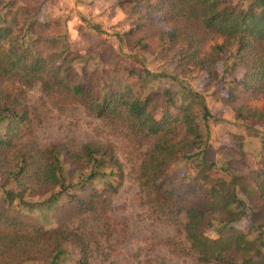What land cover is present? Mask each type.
Returning a JSON list of instances; mask_svg holds the SVG:
<instances>
[{
	"label": "trees",
	"instance_id": "16d2710c",
	"mask_svg": "<svg viewBox=\"0 0 264 264\" xmlns=\"http://www.w3.org/2000/svg\"><path fill=\"white\" fill-rule=\"evenodd\" d=\"M115 1L127 29L103 51L74 48L59 16L38 22L54 0H0V264H91L97 235L117 224L115 146L39 144L27 102L37 84L55 109L120 130L141 202L199 264H264V106H252L264 97V0ZM206 94L232 114L215 118L235 129L228 144L210 142ZM246 136L261 139L253 164ZM177 165L187 171L173 177Z\"/></svg>",
	"mask_w": 264,
	"mask_h": 264
},
{
	"label": "rangeland",
	"instance_id": "374dc122",
	"mask_svg": "<svg viewBox=\"0 0 264 264\" xmlns=\"http://www.w3.org/2000/svg\"><path fill=\"white\" fill-rule=\"evenodd\" d=\"M45 14L60 17L62 31L68 34L72 46L79 50L89 46L103 51L114 49L117 46L114 33L127 29L125 15L115 0H54L53 3L43 4L37 18L39 23H44ZM93 25H98L102 33L97 34L92 29ZM218 42L216 40L210 44ZM222 67L221 60L217 69L221 70ZM237 74L240 76L242 71ZM191 82L196 90H203L194 80ZM27 102L31 111L34 138L39 144H63L80 149L89 142L112 143L118 158L124 164L125 181L112 198L111 204V217L117 222L116 228L110 236L105 232L97 235L98 244L94 246L91 264H199L195 255L191 252L187 254V244L174 226L151 214L141 202L133 171L134 161H129L127 157V148L119 129L88 116L78 106L65 110L55 109L42 93L39 84L27 90ZM205 103L213 115L209 121L210 142L214 147L228 144L226 133L235 129L228 123H216L215 118L230 121L231 112L209 94L205 96ZM252 106H264V97L253 101ZM260 131L264 133V125ZM260 140L253 136L245 138L244 150L249 163H254V156L260 151ZM216 161L221 165L225 158L217 156ZM175 168H171L170 172L173 177L187 171L186 166L177 165ZM211 176L222 177V173L216 170ZM2 180L0 178V183Z\"/></svg>",
	"mask_w": 264,
	"mask_h": 264
}]
</instances>
